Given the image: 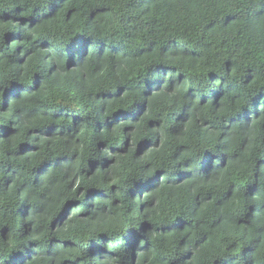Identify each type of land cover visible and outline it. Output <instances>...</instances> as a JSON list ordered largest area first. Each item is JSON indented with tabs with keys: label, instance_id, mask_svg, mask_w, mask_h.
Instances as JSON below:
<instances>
[{
	"label": "trees",
	"instance_id": "16d2710c",
	"mask_svg": "<svg viewBox=\"0 0 264 264\" xmlns=\"http://www.w3.org/2000/svg\"><path fill=\"white\" fill-rule=\"evenodd\" d=\"M0 264H264V0H0Z\"/></svg>",
	"mask_w": 264,
	"mask_h": 264
}]
</instances>
